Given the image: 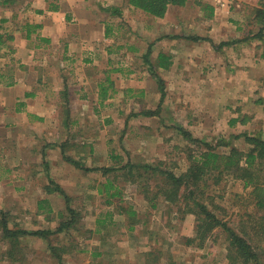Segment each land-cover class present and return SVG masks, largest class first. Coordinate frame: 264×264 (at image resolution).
Masks as SVG:
<instances>
[{
  "label": "rangeland",
  "instance_id": "obj_1",
  "mask_svg": "<svg viewBox=\"0 0 264 264\" xmlns=\"http://www.w3.org/2000/svg\"><path fill=\"white\" fill-rule=\"evenodd\" d=\"M10 1L0 0V20L8 15L15 18L24 9L22 0H18L19 4L12 0L13 6L6 8ZM95 1L98 5L105 3ZM204 1L190 0L184 7H171L165 23L157 24L144 14L123 18V23L119 19L113 21V34L117 37L112 40L116 51L109 64L117 68L113 75L119 76L121 89L136 83L133 89L137 93L143 90V77L151 75L148 86L152 98L120 102V112H83L84 119L78 121L86 125L81 129L57 130L58 142H71L69 154L78 155L80 148L86 147L85 156L74 158L87 168L97 163L134 165L131 173L129 169L86 171L72 163V169L55 168V174L59 170L67 179L63 188L70 193L77 211L73 217L76 227L58 232L57 227L72 218L69 212L50 216L36 213L43 189L49 184L44 183V173L41 181L12 182L15 173L9 176L0 157V221L6 218L13 230L52 232L45 238L20 235L17 242L0 230V246L8 254L13 252L19 264H230L226 230L215 229L202 245L200 240L188 244V239L196 237V216L187 213L183 203H168L158 196L167 182L161 171L178 176L185 173L194 158H199L209 146L220 153H229L231 148L247 153L251 145L245 135L264 136V65L253 58L255 52H262L263 42L248 39L261 28L255 21V4L232 1L217 20L215 15L210 18ZM11 26L10 30L16 31L15 21ZM193 36L201 39L195 41ZM225 43L229 45H222ZM241 44L247 45L246 51L236 49ZM150 47L152 57L146 59L144 51ZM57 50L53 62L63 52V42ZM245 52L249 60L244 63L240 54ZM160 54L171 56L180 64L167 77H183L182 83L165 80L164 88L161 86L164 73L147 66L150 60L161 62ZM9 58L2 57L0 62ZM78 72L68 70L67 79L88 77L89 88L96 93L97 81L108 77L99 69L82 68ZM160 91L167 95L161 103L155 98ZM148 106L158 115H144ZM146 164L152 167L146 169ZM35 170L40 168L32 169ZM217 176H208L203 200L232 228L241 231L244 227L252 232L255 221L251 215H260L252 188L245 187V182L231 173L225 172L219 180ZM261 176L264 182V173ZM130 220L134 221L132 230ZM262 251L259 252L264 264ZM55 252L61 255L62 262Z\"/></svg>",
  "mask_w": 264,
  "mask_h": 264
},
{
  "label": "crops",
  "instance_id": "obj_2",
  "mask_svg": "<svg viewBox=\"0 0 264 264\" xmlns=\"http://www.w3.org/2000/svg\"><path fill=\"white\" fill-rule=\"evenodd\" d=\"M232 1L237 0H205L204 3L214 8L215 19L218 20L217 16L221 14V10L229 9ZM238 1L239 4L247 2L255 4V7H260L264 3V0L256 1L257 3L254 0ZM9 3L10 5L5 4L6 8L13 6L12 0ZM14 3L19 4L18 0ZM95 3H97L95 0H22L21 6L23 5L24 12L21 10L15 18L8 15L1 17L0 20V34L4 40V43L0 42V58L10 57L9 61L0 62L1 165L6 167L7 173L10 172L9 176L12 175L11 172L15 173L11 178L15 183L41 181L40 177L44 173L46 178L44 183L49 184L43 189L45 193L40 196L36 213L49 216L52 213L67 215L66 198L55 190L56 184L63 188L67 179L61 176L59 170L55 174V168L63 166L72 169L70 166L72 164L65 159L64 152L76 159L78 155L85 156L86 147H81V153L73 156L68 153V149L72 147L69 145L71 142H58L55 137L60 127L69 130L81 129L86 125L78 121L84 119L82 117L86 114L83 112H120V102H134L140 97L148 100L152 98V91L148 86L150 79L152 80L151 75L143 77L145 80L142 85L143 90L139 93L134 90L136 83L121 89L119 76L113 75L117 71L116 67L109 66L113 63V55L116 51L112 47L113 38H117L116 33L113 34V21L116 19L122 21L123 18H129L131 15L144 14L147 19H154V22L160 24L167 21L169 13L163 18L147 15L143 10L130 6L126 0L109 2L105 0L101 5ZM104 4L108 7L104 8ZM113 6L122 9L121 16L112 15L107 11ZM3 20L5 26H2ZM14 21L18 28L16 27V31L13 32L10 28ZM28 24L34 27L31 35H28ZM143 34L147 33L144 31ZM61 42L64 44V50L59 52L58 61L53 62ZM246 46L241 44L236 49L244 52ZM150 49L151 47L144 51L146 59L152 57L153 50ZM149 51L151 55L147 58ZM262 53L263 48L260 54L258 51L255 52L253 58L255 57L258 64L264 65ZM249 55V58H252L251 53ZM160 56L161 54L159 58ZM169 57L170 65L150 60L147 66L149 69L151 66L154 67L156 71L160 69L161 74L164 73L161 82L166 80L182 83L183 77L172 80L167 77L170 75L169 71L177 69L180 65L171 56ZM240 59L244 63L248 61L247 53H241ZM82 68L104 70L108 75L103 81H97L98 93L91 92L89 88L91 79L88 77L73 81L67 79L68 70L71 69L77 74ZM49 70H52V73ZM155 98L161 103L167 95L160 91V94L155 93ZM148 109L151 111L150 109L153 108L148 106ZM113 166L114 164L102 166L97 163L91 168L102 170ZM34 167H39L40 171L35 170L34 173L32 171ZM21 168H24L23 171H19ZM42 168H45V172H42ZM65 175L69 177V174ZM66 192L71 197L70 193ZM59 204L63 207L58 208ZM129 224L131 227L133 222ZM5 250L6 248L0 246V264H19L13 258L14 253L8 254V250Z\"/></svg>",
  "mask_w": 264,
  "mask_h": 264
},
{
  "label": "trees",
  "instance_id": "obj_3",
  "mask_svg": "<svg viewBox=\"0 0 264 264\" xmlns=\"http://www.w3.org/2000/svg\"><path fill=\"white\" fill-rule=\"evenodd\" d=\"M127 3L136 8L143 10L149 15L154 17L163 18L168 13L171 6H186L190 0H126ZM210 9V18L214 16V8L208 6ZM108 12L112 15H122V9L119 7H109ZM256 23L261 25L258 33L254 34L248 39H260L263 42L262 58L264 59V3L262 7H255ZM3 23L5 20L2 21ZM28 35H31L34 27L28 24ZM110 33V31H109ZM191 39L198 41L201 38L193 36ZM247 39V38H246ZM0 42L4 43L3 36L0 34ZM222 45H229L228 43ZM151 55L149 51L147 58ZM161 63L163 65H170V57L160 56ZM162 87L164 84L161 82ZM157 111H147L143 114L146 116L158 115ZM186 134V132H183ZM241 137V136H240ZM246 141L251 145L250 151L242 152L237 148H231L229 153H220L215 150L214 147L209 146L206 151L201 152L199 158H194L188 170L181 174L176 175L172 172L161 171L165 174L166 185L158 193V196L172 204H184L187 213L194 214L197 218V233L195 238L188 239V244H193L197 240L201 241L202 245L209 236L212 235L213 231L217 228H223L228 233L229 238V252L228 260L230 264H263L260 254V249L264 253V245L259 244L264 242V182L261 181V174L264 173V136L263 135H252L246 134ZM65 159L75 165L76 167L86 170L94 171L99 168H87L82 162L68 156L65 152ZM118 161L121 159L120 156H113ZM134 165L119 163L117 166L103 168L105 173L112 171L126 170L129 169L131 173ZM146 169H150L151 165H145ZM100 170V169H99ZM158 170V168H154ZM225 172L231 173L235 178L243 180L245 187L252 188V196L255 200L257 209L260 210V215H251V218L255 221V226L252 228V232H248L244 227L241 231H238L227 222H224L219 215L203 200L205 189L207 188L208 176L216 173L217 178L222 177ZM185 189V190H183ZM55 190L62 193L67 201L68 212L72 215V218L59 227L58 232H62L66 229L76 227L74 218L77 215L76 209L71 204V198L65 190L56 184ZM185 191V192H184ZM184 192V193H182ZM155 208L157 205H153ZM184 208V207H183ZM134 222V221H132ZM131 228H134L132 224ZM0 230H2L6 238L15 239L19 241L20 235H30L39 237H48L52 232L49 230H37L29 232L27 230L16 229L13 230L9 227L8 221L4 218L0 221ZM56 253V252H55ZM57 254V253H56ZM60 261L62 262L61 255L57 254Z\"/></svg>",
  "mask_w": 264,
  "mask_h": 264
}]
</instances>
